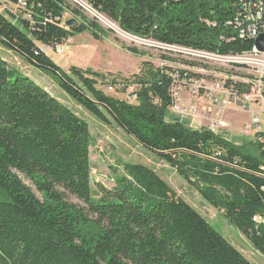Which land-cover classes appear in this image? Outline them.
Here are the masks:
<instances>
[{
  "label": "trees",
  "instance_id": "1",
  "mask_svg": "<svg viewBox=\"0 0 264 264\" xmlns=\"http://www.w3.org/2000/svg\"><path fill=\"white\" fill-rule=\"evenodd\" d=\"M30 1L33 24H14L10 9H2L0 44L53 75L59 88L100 122L109 124L110 117L166 161L209 204L224 210L264 256V222H255L257 216L264 220V144L257 139L240 146L210 129L169 122L174 80L167 68L143 64L134 76L135 104L100 90L102 76L92 70L64 71L39 45L58 47L85 32L100 40L104 31L65 0ZM86 1L139 40L222 57L252 52L255 40L241 38L227 23L245 7L260 3L264 9V0ZM68 12L82 21L78 28L63 25ZM260 31L264 34V22ZM126 50L145 55L134 47ZM237 89L251 90L244 84ZM92 143L84 119L0 56V264H252L146 166L123 164L114 188L99 185L97 196ZM66 192L85 207L70 202Z\"/></svg>",
  "mask_w": 264,
  "mask_h": 264
},
{
  "label": "rangeland",
  "instance_id": "2",
  "mask_svg": "<svg viewBox=\"0 0 264 264\" xmlns=\"http://www.w3.org/2000/svg\"><path fill=\"white\" fill-rule=\"evenodd\" d=\"M86 4L90 5L87 2ZM82 10L87 17L97 21L104 32L101 36L99 35L100 40L94 39L88 32L76 34L68 48L49 52L47 56L64 71L69 73L73 65L82 67L81 69L85 71L92 70L102 76L97 78V87L100 90L118 100L135 104L136 101H130L129 96L130 93L139 90L134 76L141 73L143 64L148 62L155 68H167L169 73L178 77L174 86V105L167 112L169 122L180 120L192 129H210L240 146L259 139L255 129L249 130L247 124L251 122L253 112H260L262 107L255 103L245 110L242 105L235 104V102L227 103L229 98L226 94L231 85L247 83L251 87L259 83L262 70L251 63L250 59L252 58L239 59L240 57L232 56L201 58V56H195L178 48L139 40L123 32L118 24L111 22L106 16L96 12L94 14L98 13L96 17L89 11ZM0 13L3 14L2 11ZM101 17L107 21L104 22ZM70 20L82 22L68 12L64 16L63 25L65 26L66 22ZM127 47L137 48L145 55H133L126 50ZM0 50L2 49L0 48ZM3 52V50L0 51L1 57ZM6 60L10 67L17 68L24 75L33 79L36 84L43 87L89 124L93 138L91 147L92 184L97 196L100 192L99 185L108 190L114 188V179L123 172V164L146 166L155 171L179 198L201 214L247 260L252 264H264V256L254 248L248 238L230 224L225 217L224 210L216 209L209 204L201 195L200 190L182 179L166 161L141 146L110 117L109 124L96 119L59 88L53 75L31 68L23 63L17 55H12ZM187 81L188 86H185ZM192 82L201 83L205 89L192 95V84H189ZM218 85L223 86L226 93H219L216 88ZM208 90L218 103L213 105L211 100L205 97ZM181 111L185 116L180 113ZM21 179L41 198L30 180L24 176H21ZM65 195L70 202L85 207L69 193L66 192Z\"/></svg>",
  "mask_w": 264,
  "mask_h": 264
},
{
  "label": "built area",
  "instance_id": "3",
  "mask_svg": "<svg viewBox=\"0 0 264 264\" xmlns=\"http://www.w3.org/2000/svg\"><path fill=\"white\" fill-rule=\"evenodd\" d=\"M86 1V0H85ZM65 2L70 5L71 7L80 10L81 12L84 13V10L89 11L93 15L96 13V11L92 8L91 5L86 4L83 0H65ZM88 3V2H87ZM260 5V6H258ZM255 5V7L252 9L251 7L246 8L243 12V14H239L234 20H231L227 23L229 27H233L235 31L238 32V35L241 38H249V39H256L261 35L260 31V26L262 22H264V9L262 8V4ZM2 9H10L12 15H14V24H18L22 20L28 21L31 24L34 23V4L31 3L30 0H0V12ZM93 9V10H92ZM98 14V13H97ZM97 14L94 15L97 17ZM98 19H100L98 17ZM72 43V38H69L64 41V43L58 47L54 46H41L39 45V49L41 52L47 54L48 52H53L58 49H62L66 47L68 48L69 45ZM163 46V45H162ZM3 47L0 44V48ZM166 47V46H165ZM171 48V47H170ZM183 51L189 52L190 54H193L195 56H198L201 58H223L222 56H217L213 54H209L206 52H198L194 50H189V49H184V48H178ZM240 57L239 59H242L244 57L246 58H252L251 63L253 65H256L257 67H260L262 70V76L260 78V81L258 84H255L254 86H251L250 92L241 93L237 89V84L236 85H231L229 86V91L228 93L224 92V87L221 85L216 86L217 90L219 93H226L229 100L227 103H232L235 102V104L242 105L245 110L249 109V106L251 104H259L262 107V110L260 112H253L251 122L247 124V128L249 130L255 129L257 132L258 136V141L262 144H264V86H263V81H264V53L259 52L256 47L252 50L250 53H246L243 56H238ZM238 65V64H237ZM241 67V65H239ZM169 76L174 80V83L172 85V97L174 99V86L176 84V79L178 77H175V74L169 73ZM185 86H188V81L185 82ZM191 85V94L196 95L199 93L201 89H205L201 83H189ZM232 84V83H231ZM243 84V83H239ZM244 85H248L247 83H244ZM249 86V85H248ZM178 92H180L178 90ZM205 97L209 100H211V103L214 105L218 103V101L214 98L213 94L208 90L205 93ZM130 101H137V92L134 91L133 93H130L129 96ZM129 101V102H130ZM194 111V109H193ZM196 112V111H194ZM183 116L185 114L181 111L180 112ZM260 116H263L260 118ZM255 222L260 224L263 223L264 220L260 216H257L255 218Z\"/></svg>",
  "mask_w": 264,
  "mask_h": 264
},
{
  "label": "water",
  "instance_id": "4",
  "mask_svg": "<svg viewBox=\"0 0 264 264\" xmlns=\"http://www.w3.org/2000/svg\"><path fill=\"white\" fill-rule=\"evenodd\" d=\"M67 28H78L79 23L76 22L75 20H70L66 22L65 25ZM123 31V30H122ZM255 47L259 52L264 53V34H261L255 41Z\"/></svg>",
  "mask_w": 264,
  "mask_h": 264
},
{
  "label": "crops",
  "instance_id": "5",
  "mask_svg": "<svg viewBox=\"0 0 264 264\" xmlns=\"http://www.w3.org/2000/svg\"><path fill=\"white\" fill-rule=\"evenodd\" d=\"M1 49L4 51L2 54H3V56H2V58L5 60V61H7L6 60V58L8 59V57L10 58L12 55H17L18 56V58H20L21 60H22V62L23 63H26L28 66H30L31 68H35V67H33L32 65H30L29 63H27V62H25L22 58H21V56L17 53V52H15V51H13V50H11V49H7V48H3V47H1ZM2 50H0V51H2ZM49 53V52H48ZM47 53V54H48ZM17 59V58H16ZM9 60H11V59H9ZM8 62V61H7ZM9 63V62H8ZM72 67H76V68H79V69H81L82 67H79V66H72ZM71 67V68H72ZM14 68V67H13ZM15 69H17V68H15ZM35 69H37V68H35ZM37 70H39V69H37Z\"/></svg>",
  "mask_w": 264,
  "mask_h": 264
},
{
  "label": "bare ground",
  "instance_id": "6",
  "mask_svg": "<svg viewBox=\"0 0 264 264\" xmlns=\"http://www.w3.org/2000/svg\"><path fill=\"white\" fill-rule=\"evenodd\" d=\"M101 19L104 21V22H106L107 20L106 19H104L103 17H101ZM114 25V24H113ZM124 32V31H123ZM129 35V34H128Z\"/></svg>",
  "mask_w": 264,
  "mask_h": 264
}]
</instances>
